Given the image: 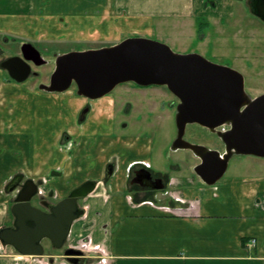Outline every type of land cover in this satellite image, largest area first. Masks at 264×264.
<instances>
[{
    "label": "crops",
    "instance_id": "crops-1",
    "mask_svg": "<svg viewBox=\"0 0 264 264\" xmlns=\"http://www.w3.org/2000/svg\"><path fill=\"white\" fill-rule=\"evenodd\" d=\"M248 15L261 19L251 0H0V39L100 47L147 33L168 18L193 23L202 37L210 33L201 34L200 27L222 35L235 24L238 35H247L251 26L263 39L264 31ZM263 54L244 70L264 78ZM69 91L38 93L6 80L0 68V229L12 199L7 185L17 172L35 180L47 176L46 188L60 198L96 180L97 190L84 199L86 215L75 222L88 225L85 232L103 259L85 264H264V162L254 174L232 173L209 187L194 176L198 161L175 162L176 175L163 173L150 136L118 130V112L130 109L126 99L118 105L114 96L89 100ZM86 104L90 112L81 122ZM67 134L71 140L64 142ZM141 161L174 187L168 195L130 183ZM45 248L43 256H27L0 240V264H56L50 263L59 256L50 252L51 243Z\"/></svg>",
    "mask_w": 264,
    "mask_h": 264
},
{
    "label": "water",
    "instance_id": "water-1",
    "mask_svg": "<svg viewBox=\"0 0 264 264\" xmlns=\"http://www.w3.org/2000/svg\"><path fill=\"white\" fill-rule=\"evenodd\" d=\"M251 9L264 20V0H251ZM21 50L22 55L10 56L1 62V67L18 82L30 76V61L37 66L47 62L32 42H24ZM126 82L167 86L179 99L177 134L172 149H190L200 158L194 170L205 184H216L236 154L264 158V93L250 96L245 88V77L237 69L213 62L197 52H176L159 40L129 36L112 45L58 54L50 82L41 84L40 89L64 92L75 84L78 95L98 99ZM192 123L217 134L224 144V152L187 140V126ZM113 169L114 165L110 164L106 181ZM143 170L152 179V172L147 168ZM16 186V182L9 183L7 191ZM96 186L95 180H87L55 203L43 200L47 208L44 209L32 203L38 185L28 179L11 208L14 223L0 229L1 242L27 256H43L46 239L55 249L63 248L74 222L85 213L80 200ZM151 186L163 189L165 183L157 178ZM65 253L75 255L79 250L68 248Z\"/></svg>",
    "mask_w": 264,
    "mask_h": 264
},
{
    "label": "rangeland",
    "instance_id": "rangeland-1",
    "mask_svg": "<svg viewBox=\"0 0 264 264\" xmlns=\"http://www.w3.org/2000/svg\"><path fill=\"white\" fill-rule=\"evenodd\" d=\"M248 16L249 18L254 20L255 24L258 25L262 31H264V20L257 17H252L250 15ZM157 20H159V18H157ZM207 28L208 27L206 26L204 29ZM237 29L238 28L234 24L233 26H230L224 34L217 35L216 32L211 28L209 31H206V33H210V35L200 37L198 36V33H196V25H194L193 23L183 25L178 21V19L175 20L174 18H168L167 23L165 24H159V22L156 21L154 30H147V33H143L140 31L130 34L129 36H145L148 38L159 40L168 44L176 52H197L213 62L235 68L244 75L245 88L248 94L252 97H256L264 93V78L255 76L253 75V73L249 74L244 69H246L248 66H251L253 60L257 61L258 59H261V57H263L261 56V52L264 51V38L262 39L261 35H259L258 33H253L251 31V26H248L249 33L247 35H244L245 32H243V36L236 33ZM251 34L252 36H250ZM21 42H23L21 38L18 40H15L14 38L13 40L10 39V42L0 39V61L10 57L11 55L15 54V52L19 51ZM98 44V42H92V44L75 43L71 46H65L64 44H35V46L40 50L47 62L40 67H34L39 74H32L27 80L21 82V84H23V86L27 89L37 91L38 93L41 92L42 94L64 93H49L40 89L41 84L49 83L51 74L55 69L56 55L58 53H63L70 50L88 49L91 46L95 47ZM2 70L6 80L14 83H19L11 78L7 70ZM249 71L252 72V70ZM157 86L158 85L142 87L134 82H126L119 84L107 96H114V98L118 102V105H121L124 99H126V102L130 106V109L128 110L129 112H127L126 115L123 114L122 111L118 112V130L121 131V133H127L130 135L144 134L150 136L152 139L155 161L164 165L165 169L163 173H167L166 171H169L170 175H176V173L171 169V165L173 163L183 161L189 164L191 162H199L200 159L190 149L173 150L171 148L172 142L177 134L176 107L179 100L166 86ZM76 90V85L73 84L70 87V91H68H73L75 94H77ZM139 90L146 91V93L140 94ZM50 104H53V100H50ZM143 116L147 118L144 120ZM126 124H128L127 128L123 127V125ZM185 138L191 142L204 144L210 148H218L219 150H222V152L224 151V146L218 135L197 123L188 124ZM1 148L2 147H0V149ZM9 151L6 152V150H4V157H7L6 159L11 157L7 156ZM0 158L3 157L0 155ZM262 162H264V158L261 157H257L254 155L236 154L230 159L228 169L223 178L232 173L254 174L259 171L258 169L261 168V166L259 165H261ZM187 173H190L188 168ZM194 176L196 177V180L199 179L196 173L194 174ZM166 183V188L161 192H165L168 195L169 192L174 189V187L170 185L168 180ZM198 183L209 187V185L203 183L202 181L198 180ZM48 184L49 183H47V185ZM46 190H48V188ZM50 190H52L55 195H57L54 189ZM96 190L97 189H95L94 191ZM153 190L156 191L158 189ZM13 194L14 193H11V196H13ZM162 199L164 198L161 197L160 200ZM12 201L13 199L11 200V202ZM83 205L84 200L82 199L81 207H84ZM9 211L7 213V218L5 221L6 223L12 220V215ZM75 223L72 226V231L74 227V232L71 231L70 240H67L65 246H68L70 244H72L71 247L73 248L79 246L80 248L86 250L90 259L92 258L93 260L101 262V260L103 259V253L95 247L98 244L93 241L92 234L90 235L85 232L88 225H86L85 222L81 221ZM92 233L94 234V230L92 231ZM86 236L90 237V242L79 243V240ZM48 243H50L48 239L44 240V245H47ZM64 247L61 249H54L52 247V250H50V252H52L53 254L59 255L58 257H56V260H54L57 262L54 263L67 264V260H65L66 258L64 257ZM53 258L55 259V257Z\"/></svg>",
    "mask_w": 264,
    "mask_h": 264
},
{
    "label": "flooded vegetation",
    "instance_id": "flooded-vegetation-1",
    "mask_svg": "<svg viewBox=\"0 0 264 264\" xmlns=\"http://www.w3.org/2000/svg\"><path fill=\"white\" fill-rule=\"evenodd\" d=\"M21 46L22 44L20 45V49L19 51L15 52V54L11 55V56H15V55H22V50H21ZM3 60L0 61V65H1V62ZM30 64H31V67H32V71H31V74H39L37 70H35L34 67H40L42 65H35L32 61H30ZM46 64V63H45ZM44 65V64H43ZM6 70V69H5ZM54 71V70H53ZM9 73V72H8ZM53 73V72H52ZM29 76V77H30ZM28 77V78H29ZM12 78V77H11ZM27 78V79H28ZM51 78V77H50ZM26 79V80H27ZM15 80V79H14ZM16 81V80H15ZM18 82V81H17ZM50 82V80H49ZM21 83V82H19ZM80 96V95H79ZM87 98V97H86ZM89 100H96V99H90L88 98ZM99 99V98H98ZM90 108L91 106L86 104L83 106L81 112H80V116H79V119L81 122H84V120L86 119V116L88 115V113L90 112ZM144 118V116H143ZM147 118V117H146ZM144 118V120L146 119ZM71 138L70 136L67 134V138H66V141L64 142H68L70 141ZM72 142V141H71ZM157 178H162L163 182H167V179L165 178V176H162V175H157V174H154L152 173V179L149 178L148 176V173L143 170V167H137V168H134L133 169V174L130 178V183L132 184H136V185H139V186H144V187H147V188H152V189H155L151 186V183L153 182V179H157ZM30 179V177H26V175L23 173V172H17L16 174H14L11 179L9 180L8 184L11 183V182H16L17 183V186L14 190L10 191L9 193H14L13 196H12V199L13 201L9 204V209H10V214L12 215V220L8 223H6L4 226H8V225H12L14 223V219L15 217L13 216L12 212H11V208H12V205L14 204V201H15V198L17 197L19 191L21 190V188L23 187V185L25 184V182ZM33 179V178H31ZM36 184L38 185V191H37V194L32 198V203L34 205H37V206H40V207H43L44 209H47L46 206H44L42 204V201L45 200L49 203H55L57 202L58 200L62 199V198H58L57 195H55V193L48 189L46 190V186H47V183L49 181V179L46 177H43L41 178L40 180H35L33 179ZM137 180V182H136ZM106 181V180H105ZM107 182V181H106ZM8 186V185H7ZM43 192V193H42ZM45 193V194H44ZM48 196V198H47ZM55 198V199H54ZM64 198V197H63ZM11 199V200H12ZM84 206V205H83ZM85 215V214H84ZM83 215V216H84ZM81 216V217H83ZM80 217V218H81ZM71 236V234H70ZM70 236L68 237V239H70ZM90 237L89 236H86V237H83L79 240V243H83V242H90ZM72 244L68 245V246H65L63 251H64V257L66 258L65 260H67V264H85L87 263L89 260H90V257L89 255L87 254L86 250L80 248L79 246L73 248L71 247ZM68 248H73L75 250H79V253L78 254H75V255H66L65 251L68 249Z\"/></svg>",
    "mask_w": 264,
    "mask_h": 264
},
{
    "label": "trees",
    "instance_id": "trees-1",
    "mask_svg": "<svg viewBox=\"0 0 264 264\" xmlns=\"http://www.w3.org/2000/svg\"><path fill=\"white\" fill-rule=\"evenodd\" d=\"M206 31H207V29H202V28L200 27L199 32H200L201 34L205 33ZM200 37H202V36H200Z\"/></svg>",
    "mask_w": 264,
    "mask_h": 264
},
{
    "label": "built area",
    "instance_id": "built-area-1",
    "mask_svg": "<svg viewBox=\"0 0 264 264\" xmlns=\"http://www.w3.org/2000/svg\"><path fill=\"white\" fill-rule=\"evenodd\" d=\"M176 199H177V200H181V201L183 200V199H182V198H180V197H178V198H176Z\"/></svg>",
    "mask_w": 264,
    "mask_h": 264
}]
</instances>
